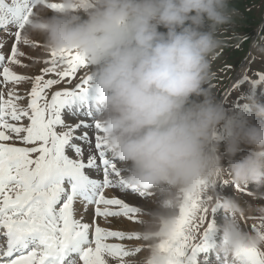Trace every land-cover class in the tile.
<instances>
[{
    "label": "clouds",
    "instance_id": "clouds-1",
    "mask_svg": "<svg viewBox=\"0 0 264 264\" xmlns=\"http://www.w3.org/2000/svg\"><path fill=\"white\" fill-rule=\"evenodd\" d=\"M48 4L36 0L22 39L87 59V103L105 150L129 187L156 194L141 224L146 255L133 264H165L160 242L188 200L222 213L215 254L264 250V231L241 227L247 216L264 218V205L245 206L241 195L264 200V103L249 93L230 109L211 87L220 34L237 14L230 0H58L51 14ZM250 50L264 57V33ZM221 181L238 191L223 195Z\"/></svg>",
    "mask_w": 264,
    "mask_h": 264
},
{
    "label": "snow or ice",
    "instance_id": "snow-or-ice-1",
    "mask_svg": "<svg viewBox=\"0 0 264 264\" xmlns=\"http://www.w3.org/2000/svg\"><path fill=\"white\" fill-rule=\"evenodd\" d=\"M47 6L52 10L61 7L57 3ZM35 7L36 0H0V87L13 86L7 98L0 91V264H110V258L116 264L139 262L134 258L145 245L129 248L109 241L145 237L138 232L110 230L95 221L118 222L123 217L142 224L137 217L146 213L144 205L150 202L146 197L152 193L128 186L122 169L105 150L98 119L91 124L81 119L71 125L62 117L65 109L90 106V75L74 88L56 91L50 98L48 95L47 90L65 78H75L81 67H87V59L78 52H52V59L44 61L51 67L42 68L39 75L30 77L13 70V66H29L23 64V58L32 59L20 46H33V42L22 39V31ZM62 64L67 67L61 68ZM49 74L55 78L45 79ZM257 75V80L244 76L240 83L264 81V68ZM29 81L33 86L24 107V97L16 86ZM86 114L92 116L91 110ZM25 119L29 123H22ZM81 127L94 128V141L88 132L74 136ZM73 139L88 146L86 161L85 149L71 144ZM70 145L77 159L66 154ZM108 189L117 195H106ZM128 195H134L138 204L127 202L123 197ZM89 206H94L92 223L84 222ZM208 213L201 202L184 203L159 245L165 264H209L215 218L202 234L199 231ZM261 231L264 218L255 232ZM216 264H264V250L243 249L232 258L216 254Z\"/></svg>",
    "mask_w": 264,
    "mask_h": 264
},
{
    "label": "rangeland",
    "instance_id": "rangeland-1",
    "mask_svg": "<svg viewBox=\"0 0 264 264\" xmlns=\"http://www.w3.org/2000/svg\"><path fill=\"white\" fill-rule=\"evenodd\" d=\"M49 3H58V0H48ZM230 6L236 10V16L234 17V22L225 26V31L220 34V38L223 41L222 47L217 50V58L212 64V71L215 73L213 80L211 81V87L216 97L222 101L226 92L230 88V84L236 80V84L230 90L229 94L224 99L223 103L226 107L232 109H240L245 103V96L249 93H254L258 99L262 97V91L264 88V83H262L257 88H252L250 83L245 81L240 83L243 80L244 76H248L250 80H257V73L261 68H264V57L257 58L252 54L250 50V45L252 40L256 39L258 33H264V0H230ZM49 14H51L52 9H49ZM161 31H166V29L161 28ZM25 51L27 55H30L32 59L23 58V64L29 65L27 68L22 66H13V70L17 74H22L30 77L41 74V69L44 67H51L50 64H45V60H51V53L44 52L42 49L41 42L37 39L33 41V46L29 47L23 45L21 50ZM246 63V67L240 72L243 68L242 66ZM61 68H66V64H62ZM92 68L90 65L87 67H81L75 78L68 77L61 81L59 84L54 85L50 91V97L53 94V91H63L64 89L74 88L77 83L83 78H86L90 75ZM47 79L55 78L54 74L46 75ZM46 79V77H45ZM238 85V86H237ZM33 84L32 82H25L21 85H17L16 89L18 93L24 97L21 101V104L24 107L28 106L29 96L28 94L31 91ZM13 86L8 84L6 88V94L9 89ZM54 88V90H53ZM7 98V96H6ZM260 102L264 103V99H261ZM22 123L27 124L29 121L25 119ZM75 134V133H74ZM95 135L92 136L94 141ZM17 146H23L19 142H16ZM86 153V150H85ZM78 158V157H77ZM76 158V159H77ZM84 155V159L86 160ZM118 166L122 169V174L125 176L126 172L124 166L121 162H117ZM250 190H254L250 189ZM217 191L226 196L234 195L238 189L231 183L224 184L223 181L217 186ZM108 196L117 195L112 190H106ZM243 196L242 203L247 206L248 203L253 205H264V200H254L251 197L247 196L245 193L241 194ZM127 202L132 205H137L138 201L134 195H128L123 197ZM150 202L145 203L144 209L147 211L154 207L153 201L156 200V194L152 193L150 197H146ZM179 211V209H178ZM220 214V215H219ZM215 218L216 222L219 223L222 219V213L216 212L213 214L211 211L208 213L207 221L200 226V233L202 234L203 230L207 227V223ZM126 218H119L118 222H108L104 220L99 222L101 227L108 228L110 230H122L125 232H138L141 233V223L137 221H130ZM145 219V214L138 215L137 220ZM111 220V219H110ZM98 223V222H97ZM128 223L134 227H129ZM123 224V225H122ZM260 225L259 217L247 216L242 219L241 227L244 230H247V226L250 227V231L255 233L256 228ZM255 226V227H253ZM115 243H121L129 248L145 245L143 240H113ZM145 250L138 254L134 259H142L145 257ZM110 264H116L114 260L110 258ZM216 264V262H214Z\"/></svg>",
    "mask_w": 264,
    "mask_h": 264
},
{
    "label": "bare ground",
    "instance_id": "bare-ground-1",
    "mask_svg": "<svg viewBox=\"0 0 264 264\" xmlns=\"http://www.w3.org/2000/svg\"><path fill=\"white\" fill-rule=\"evenodd\" d=\"M243 68L240 70V72L246 67V63L242 66ZM107 195V194H106ZM81 207V205L80 204H78V209ZM79 214V213H78ZM80 217V216H79ZM85 217H87V218H89V219H91V217H92V211L91 210H89L88 211V213L84 216V219H86ZM104 219H102V218H97V222L99 223V222H101V221H103ZM126 220V219H125ZM123 225V224H122ZM128 226L129 227H134L133 225H131V224H129L128 223ZM247 229H248V227H246Z\"/></svg>",
    "mask_w": 264,
    "mask_h": 264
}]
</instances>
